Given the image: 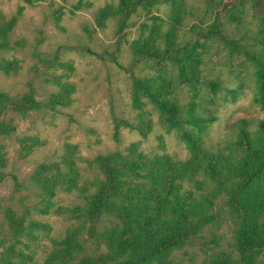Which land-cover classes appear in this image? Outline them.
I'll use <instances>...</instances> for the list:
<instances>
[{
  "label": "rangeland",
  "instance_id": "1",
  "mask_svg": "<svg viewBox=\"0 0 264 264\" xmlns=\"http://www.w3.org/2000/svg\"><path fill=\"white\" fill-rule=\"evenodd\" d=\"M174 1L182 8L175 22L173 1L139 0L100 24V9L117 7L118 0H0V16L14 20L9 48L0 50V91L15 99L31 93L38 102L25 112L0 116V122L14 126L0 134V264H60L61 242L78 227L82 250L76 260L105 251L88 231L110 226V219L95 224L68 211L84 203V193L58 183L56 169L74 165L81 185L100 175L93 163L97 155L125 152L130 145L194 162V139L201 148L236 154L243 149L235 123L245 120L254 133L255 121L264 120L252 59L264 50V0ZM167 31L177 49L172 57L134 53L135 40L141 48H164ZM184 52L189 57H181ZM151 77L180 107L176 115L136 91V80ZM58 82L74 87L66 93ZM192 108L194 116L207 119L202 131L189 121ZM53 164L49 171L41 167ZM50 178L49 199L43 184ZM227 198L224 192L215 200L212 223L170 250L171 264L239 257L238 219ZM31 221L47 226L32 228ZM257 252V263L264 264V247Z\"/></svg>",
  "mask_w": 264,
  "mask_h": 264
},
{
  "label": "trees",
  "instance_id": "2",
  "mask_svg": "<svg viewBox=\"0 0 264 264\" xmlns=\"http://www.w3.org/2000/svg\"><path fill=\"white\" fill-rule=\"evenodd\" d=\"M163 1H173L171 21H177L182 11L181 3ZM138 2L118 0L117 7L106 4L98 12V22L102 24L110 15L127 12L130 6ZM86 4L88 6L90 2ZM13 25V19L6 20L0 16V50L9 48L8 35ZM171 35V31L164 33V48H141L135 40L132 43L133 51L156 59L172 57L177 49ZM186 56L189 57L184 52L181 57ZM252 59L258 65V95L261 92L259 100L264 104V50L252 56ZM156 78L136 80V91H143L157 107L176 115L180 107L168 97V92ZM58 84L66 93H70L74 87L68 82ZM211 85L216 88L218 83L212 81ZM167 89H170L169 86ZM37 106L38 102L31 93L15 99L0 91V116L6 115L9 110L25 112ZM190 111L189 121L198 131H202L207 119L194 116L193 108ZM255 123L254 133L248 130L249 124L245 120L235 123L238 126L237 141L243 149L236 154L201 148L194 139V162L170 155H149L140 151L138 146L130 145L125 152L97 155L93 163L100 175L81 185L77 184L79 174L74 165L70 164L68 171L56 169L57 177L56 174L53 177L57 178L58 183L63 182L68 191L76 189L84 193V203L68 211L95 224L103 218H109L111 222L110 226L99 230L91 226L88 231L89 238L97 242V247L103 245L105 251L82 256L78 260L75 258L82 250L81 227L69 229L61 242L64 248L57 251V257L61 259L59 263L171 264L170 250L181 248L212 223L215 200L226 192L227 204L238 219L235 245L239 257L222 258L217 264H258L257 251L264 247V120L258 119ZM13 130L14 126L0 122V134ZM141 131L145 134V130ZM202 163H205L204 167ZM55 166L41 167L49 171ZM53 187L51 178L44 181L43 188L47 189L49 199L54 195ZM21 225L16 224V227ZM30 226L44 228L47 224L31 221ZM63 251L65 257L61 258ZM18 264L27 263L22 260Z\"/></svg>",
  "mask_w": 264,
  "mask_h": 264
}]
</instances>
